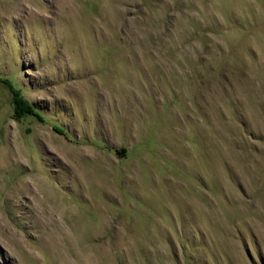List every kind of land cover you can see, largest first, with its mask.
<instances>
[{"label":"rangeland","instance_id":"rangeland-1","mask_svg":"<svg viewBox=\"0 0 264 264\" xmlns=\"http://www.w3.org/2000/svg\"><path fill=\"white\" fill-rule=\"evenodd\" d=\"M0 264H264V0H0Z\"/></svg>","mask_w":264,"mask_h":264},{"label":"trees","instance_id":"trees-1","mask_svg":"<svg viewBox=\"0 0 264 264\" xmlns=\"http://www.w3.org/2000/svg\"><path fill=\"white\" fill-rule=\"evenodd\" d=\"M12 88V104L15 110V118L20 120L21 118L25 117V115H29L32 113V109L25 103L21 96L20 90L15 89L13 86Z\"/></svg>","mask_w":264,"mask_h":264}]
</instances>
